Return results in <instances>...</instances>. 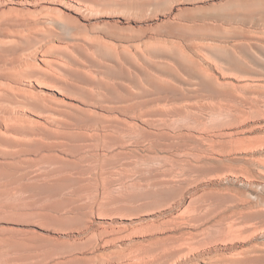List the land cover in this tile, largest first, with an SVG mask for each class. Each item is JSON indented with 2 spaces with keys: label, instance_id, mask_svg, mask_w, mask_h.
<instances>
[{
  "label": "rangeland",
  "instance_id": "obj_1",
  "mask_svg": "<svg viewBox=\"0 0 264 264\" xmlns=\"http://www.w3.org/2000/svg\"><path fill=\"white\" fill-rule=\"evenodd\" d=\"M0 264H264V0H0Z\"/></svg>",
  "mask_w": 264,
  "mask_h": 264
}]
</instances>
